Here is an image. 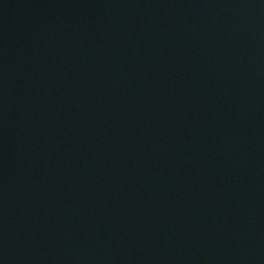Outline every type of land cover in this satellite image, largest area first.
<instances>
[{
	"label": "water",
	"instance_id": "obj_1",
	"mask_svg": "<svg viewBox=\"0 0 264 264\" xmlns=\"http://www.w3.org/2000/svg\"><path fill=\"white\" fill-rule=\"evenodd\" d=\"M0 264H264V0H0Z\"/></svg>",
	"mask_w": 264,
	"mask_h": 264
}]
</instances>
